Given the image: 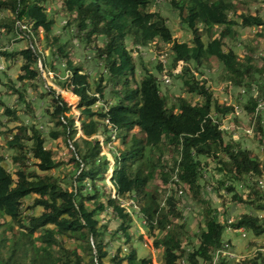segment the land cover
Returning <instances> with one entry per match:
<instances>
[{
    "label": "trees",
    "instance_id": "16d2710c",
    "mask_svg": "<svg viewBox=\"0 0 264 264\" xmlns=\"http://www.w3.org/2000/svg\"><path fill=\"white\" fill-rule=\"evenodd\" d=\"M58 1L67 24H74L75 36L102 70L90 77L82 64L72 62L58 37L50 40L53 20H47L38 3L0 0V13L9 20L3 23L6 34H16V20L27 23L28 34L33 31L36 36L43 30L44 39L62 59L75 85L71 91L81 96L76 107L82 133L77 137L68 103L60 96L52 97L46 111L52 124L49 136L62 143L71 141L72 146L68 154L55 157L35 122L27 124L20 116L22 112L33 116L34 111L5 107L3 114L14 125L7 127L0 120L5 140L1 149L12 150L15 168L9 171L4 166L1 153L0 228L4 229L0 230V264H152L150 257L137 256L128 207L136 211L159 250L158 264H264V243L259 241L251 243L255 246L251 254L222 255L226 229H243L264 240V116L256 110L264 102V48L257 52V45L246 42L236 53L227 44L239 35L238 26L264 27L259 10H249L250 0H165L191 34L190 40L180 42L172 35L167 18L150 9L154 0ZM204 34L209 38L206 42ZM127 38L136 47L169 48L172 60L166 74L172 75L181 62L175 76L183 92L196 98L177 95L168 105L157 77L143 61L142 72L136 74ZM39 53L26 46L9 51L0 45L5 60L21 58L16 76L21 86L0 90V95L17 94L14 107L22 102L31 108L30 97L22 94L27 83L36 97H44L35 83ZM212 64L220 66L218 79L225 88L246 92L243 109L253 128L251 139L263 149L262 157L232 133L225 140L229 133L214 115L224 118L234 112V106L218 101L206 78L194 73ZM162 66L158 62L156 69L160 72ZM107 87L114 97L111 104L104 97ZM98 100L105 104L91 107ZM98 132L107 142L114 133L112 139L118 145L111 166L101 151ZM64 157L71 178L66 187L51 172ZM108 171L110 187L106 188L102 180ZM208 171L214 176L206 178ZM207 185L219 197L221 207H213L204 195ZM220 189L230 194L228 199L220 195ZM180 192L197 208L196 232L179 207ZM28 196H33L31 203L24 202ZM226 203L243 211L229 215ZM104 214L109 217L105 221ZM114 241L117 244L112 246Z\"/></svg>",
    "mask_w": 264,
    "mask_h": 264
},
{
    "label": "rangeland",
    "instance_id": "374dc122",
    "mask_svg": "<svg viewBox=\"0 0 264 264\" xmlns=\"http://www.w3.org/2000/svg\"><path fill=\"white\" fill-rule=\"evenodd\" d=\"M38 3V5L43 9L47 20H53L50 26V40L54 39V35L58 40V44H64L65 50L70 54L72 58V62H76L77 64H82L85 68V72L89 74L90 77L96 75V73L100 72L102 68L99 66L98 62L95 60L93 53L90 49L83 48L80 44V41L77 36H75V26L73 23L67 24V16L63 12L61 8V4L58 0H31ZM40 2V3H39ZM249 10L252 13H256V10H259V15L264 20V2L262 0H250L248 5ZM150 9H157L162 15L167 18L168 27L170 28L172 35L177 38L178 41H188L191 39L190 32L186 29L184 25L179 23V18L175 15L171 9L169 4L165 0H154L151 4ZM5 14L1 13L0 15V45H2V49L13 50L19 49L20 47L26 46L37 50L39 53L40 63L36 65L37 70L39 71V77L44 78V83L39 85L38 78L37 82V92L44 97H36L34 92L31 90L32 88L26 84V86H22L24 97H30L31 99V108L27 109L24 106V103L20 102L16 107V98L17 94L12 92H6L4 95H0V120L7 127H13V123L7 115L3 114L5 107H10L11 109L15 108L17 111H34L32 113H20L21 118L25 123L29 124L30 122H35L38 129L42 132L44 136V145L50 147L52 152L55 154V157H58L56 153H59V156L68 154V151H71V141L67 140V143H62L60 139H52L49 136V132L51 130V123L48 120V115L46 113L49 101L52 97H56L58 94L64 101L68 103L70 106V113H72V117L74 118V122L79 125L78 114L79 110L76 107L80 102L81 96H78V102L74 103L67 98H63L64 91H67L66 84L72 81V77L68 70L65 68L62 59L54 53L53 48L51 47V43L44 39V31L39 30L38 35L39 41H37V37L33 33V31L28 34V25L21 23L20 21H15V25L17 27L16 34H6L4 24L8 23L9 20L4 19ZM4 19V21L2 20ZM238 20V19H237ZM3 26V27H2ZM237 30L239 35L235 40H228V47L230 46L232 50L236 53H240L242 48V43L249 42L251 45H257V52H260L264 48V27L258 26H249V27H241L238 26ZM21 31H26L23 33ZM257 34H260L257 36ZM208 35L204 34L202 39L206 42L209 38ZM125 45L132 52V56L134 58V65L136 67V74H140L142 72V64L149 69L158 79L159 90L162 96L165 98L168 105H170L177 95H182L187 99L196 98L189 93H184L182 88L181 81L176 78L175 74L165 75L166 71L171 67V55L169 54V48H166L165 45H162L161 49L157 50L155 47H136L130 44L129 39H125ZM254 45V46H255ZM33 47V48H32ZM9 58L5 60V58L0 54V90H5L7 87L10 90L11 87L21 86L20 83L16 81L17 72L20 68V57ZM8 61V62H5ZM158 62L162 63V71L156 69V65ZM52 64L54 66H52ZM177 71L180 70L181 63L178 62ZM53 67V68H52ZM220 71V66L216 64H212L211 67L207 65H203L199 70L194 71L195 76L198 78H206L207 85L212 88L213 96L221 102H227L228 104H232L234 106V112L227 114L224 118L220 116L214 115L215 118L221 120V126L224 130L228 131L229 136H225V140H228L231 133L235 139L241 141L243 146L248 148H252V151L262 157L263 149L261 146L253 142L251 139V134L253 133V128L249 125L248 119L245 110L243 109V104L245 103L247 94L242 88L237 87H229L225 88V83L220 82L218 79ZM70 75V78L68 76ZM6 83V85H5ZM35 83L33 85H35ZM45 86L47 90H45ZM74 82L71 83V87H74ZM70 90V89H68ZM71 91V90H70ZM70 91H67L70 93ZM72 92V91H71ZM75 94V93H74ZM95 95V94H94ZM96 96V95H95ZM28 97V99H29ZM104 97L109 101V103H113L114 97L110 93L109 87H107L104 91ZM102 100H98L91 107L98 108L103 104ZM256 110L262 111V115L264 116V102H261L256 106ZM255 110V111H256ZM69 113V112H68ZM30 114V115H29ZM1 132L4 131V127H0ZM101 130V129H100ZM99 133V132H98ZM80 134V131H79ZM77 132V137L79 136ZM9 137L8 133L6 134V140ZM96 136V135H95ZM85 137V136H84ZM98 139L100 140L101 151L106 158L109 159L110 166L112 165L113 153L117 151V145L114 140V133H111V139L107 142L102 133L97 134ZM88 138V137H86ZM5 140L2 139V135L0 134V154L4 155V166L9 170H14L15 166L12 163L10 156H12V150L9 148H3ZM67 158H63V162L59 164L57 168H55L52 172L53 175H59L62 178V184L64 186H68L71 183V178L68 174L69 167L67 165ZM31 167V166H30ZM32 168V167H31ZM68 171V172H67ZM209 175L214 176V172L208 171L206 173V178ZM104 182L106 188L110 187L109 182V171L106 174L105 179L102 180ZM202 183V181H201ZM264 186V180L262 182ZM237 190L241 191L239 185H237ZM114 191L112 190V193ZM220 195L222 197H228L230 194L225 193L224 189L219 190ZM204 195L210 201L213 207H221V202L219 201V197L216 195L213 189L210 186H205ZM33 196H28L25 198V203H31ZM178 198L180 201V209L188 223V226L191 228L193 232L197 231L196 228V218L195 214L197 213V208L195 205L190 202L185 195L178 194ZM128 205V204H126ZM225 208L229 215H235L243 211L242 207H237L229 203L224 204ZM131 215H132V224H131V233H132V243L136 247L137 256L138 257H150L152 264H158V255L159 250L155 249L152 244V239L148 237L145 233V229L143 227L142 221L136 211L132 210V208L128 207ZM259 215H262L261 212H257ZM100 217V216H99ZM101 218L105 221L109 217L105 214L101 216ZM4 224L8 223L1 220ZM111 226L114 227L115 223L111 222ZM4 229L1 226L0 230ZM4 234L9 235L8 232H4ZM263 237V236H262ZM260 237L252 236L250 232H246L243 229L232 230L226 229L223 233V247L222 255L226 256V258H238L245 253L251 254L255 251V246L251 243L259 241L261 244L264 243V240H261ZM10 242V241H8ZM117 243L114 241L111 245L115 246ZM112 246L110 252L112 251ZM264 247V246H263ZM262 247V249H263ZM264 251V250H263Z\"/></svg>",
    "mask_w": 264,
    "mask_h": 264
},
{
    "label": "clouds",
    "instance_id": "9594fccd",
    "mask_svg": "<svg viewBox=\"0 0 264 264\" xmlns=\"http://www.w3.org/2000/svg\"><path fill=\"white\" fill-rule=\"evenodd\" d=\"M263 2H264V0H262ZM0 15H1V13H0ZM22 32H24V31H22ZM24 33H26V32H24ZM39 59V58H38ZM181 63V62H180ZM37 64H38V61H37ZM179 65H178V63H177V65H176V67L174 68V70H173V74L174 73H178L179 71H177L176 72V70H177V67H178ZM37 68H38V66H37ZM165 75H167L166 73H165ZM168 76V75H167ZM68 78H70V75L68 76ZM38 80H39V76H38ZM44 81H43V79H42V77H40V80H39V85H42V83H43ZM73 81H71L70 83L68 82L67 84H66V89H67V91H70L71 89H70V87H71V83H72ZM68 86H69V88H68ZM68 89H70V90H68ZM70 93H72V94H74L73 92H71L70 91ZM74 95H76V93L74 94ZM57 96H59L58 94H57ZM56 96V97H57ZM66 102V101H65ZM75 123V122H74ZM76 124V123H75ZM76 126L78 127V130L80 131V125H77L76 124ZM80 134L82 135V133H81V131H80Z\"/></svg>",
    "mask_w": 264,
    "mask_h": 264
},
{
    "label": "water",
    "instance_id": "95a60500",
    "mask_svg": "<svg viewBox=\"0 0 264 264\" xmlns=\"http://www.w3.org/2000/svg\"><path fill=\"white\" fill-rule=\"evenodd\" d=\"M63 98H67L68 100H71L74 103H77L78 102V96L77 95H74L72 93H69L67 91H64Z\"/></svg>",
    "mask_w": 264,
    "mask_h": 264
},
{
    "label": "built area",
    "instance_id": "2783aa9c",
    "mask_svg": "<svg viewBox=\"0 0 264 264\" xmlns=\"http://www.w3.org/2000/svg\"><path fill=\"white\" fill-rule=\"evenodd\" d=\"M38 63H40V59H38ZM43 79V81H44V78H42ZM44 83V82H43ZM45 90H47V91H49L48 89H47V87L45 86ZM56 96H57V94H56ZM260 104V103H259ZM61 119L63 120V117H61ZM128 204V203H127Z\"/></svg>",
    "mask_w": 264,
    "mask_h": 264
},
{
    "label": "crops",
    "instance_id": "0c3cea01",
    "mask_svg": "<svg viewBox=\"0 0 264 264\" xmlns=\"http://www.w3.org/2000/svg\"><path fill=\"white\" fill-rule=\"evenodd\" d=\"M77 132H78V134H79V130H78V127H77Z\"/></svg>",
    "mask_w": 264,
    "mask_h": 264
}]
</instances>
